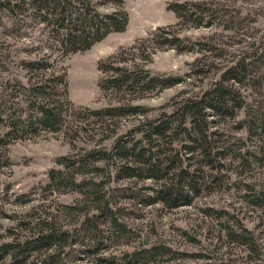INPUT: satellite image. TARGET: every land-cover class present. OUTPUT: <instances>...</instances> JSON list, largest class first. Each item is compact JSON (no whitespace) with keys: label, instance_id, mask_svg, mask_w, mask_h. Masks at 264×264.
<instances>
[{"label":"trees","instance_id":"trees-1","mask_svg":"<svg viewBox=\"0 0 264 264\" xmlns=\"http://www.w3.org/2000/svg\"><path fill=\"white\" fill-rule=\"evenodd\" d=\"M124 5L125 0H33L37 19L54 31L55 41L64 56L86 51L110 33L124 32L129 23ZM216 5L215 0H173L166 9L174 13L176 23L157 26L145 36L137 37L131 45L120 46L115 53L98 61L97 86L102 92L114 95L116 103L100 108L84 107L85 121H91L106 132L110 125L116 128L122 118H138L127 130L110 131V135H103L83 152L55 158L57 167L47 171L43 189L50 193L80 192L94 202L93 210L80 209L81 213L69 225L48 215L29 219L19 225L23 226L22 233L0 242V264L153 262L170 250L152 245L106 253L105 241L118 242L130 235L119 219L121 208L114 207L112 193L135 196L143 205L160 203L168 209H176L190 205L200 195L201 180L209 177L212 182H221L227 174V158L242 164L248 162L250 153L241 150L244 143L236 138L240 145L233 148L232 141L224 138L220 124L236 119L239 112L245 110V117L237 121V128L246 126L248 137L259 132L264 134V117L256 115L258 109L247 107L240 92L241 85L255 80L251 74L254 61L249 55L227 56L225 48L198 47L199 40L182 36L177 30L188 27L231 29L238 13L232 10L230 15H222ZM166 49L177 53L211 52L215 77L193 94L180 90L159 112L151 114V107L135 101L146 94H158L186 83L185 77L152 72L147 67L157 51ZM20 68L35 77L25 81L22 78H15L13 82L7 80L0 88V141L4 143L30 130L59 133L64 124L63 106L75 109L68 98L64 69L53 70L45 57L21 60ZM46 72H50V76L45 77ZM193 74L196 73L188 72L186 76L190 78ZM20 96H24V100H20ZM110 180L126 185L111 188L108 187ZM145 180H152L153 184L132 187L137 181ZM256 200L264 203V193ZM63 207L76 209L73 204ZM222 212L220 214L225 213ZM105 221L109 229L104 228ZM229 228L227 233L231 239L246 246L248 252H255L254 238L244 225ZM244 264H264V260H249Z\"/></svg>","mask_w":264,"mask_h":264},{"label":"rangeland","instance_id":"rangeland-1","mask_svg":"<svg viewBox=\"0 0 264 264\" xmlns=\"http://www.w3.org/2000/svg\"><path fill=\"white\" fill-rule=\"evenodd\" d=\"M172 1L125 0L129 23L124 32L110 33L90 49L64 56L55 41L54 31L37 19L33 0H0V88L7 80L13 82L15 78H22L25 81L28 77H35V74L27 75L21 70V60L45 57L53 70H65L68 98L75 107L72 110L63 106L64 124L59 133L42 129L33 133L30 130L20 133L18 139L7 143L0 141V242L22 233L23 226L19 225L29 219L48 215L61 224L69 225L81 213L80 209L93 210L94 202L80 192L45 191L43 185L47 171L57 167V156L83 152L84 148L94 146L103 135H110V131L127 130L138 118H122L116 128L110 125L103 132L98 125L85 121L83 108H100L116 103L114 95L102 92L97 86L98 61L115 53L120 46L131 45L137 37L145 36L157 26L176 23L174 13L166 9ZM215 1L222 15H230L234 12L232 10L238 13L231 29L188 27L177 30L182 36L199 40L201 44L198 47L203 49L212 46L227 49L230 57L251 56L255 66L251 74L255 80L241 85L240 92L247 107L258 109L256 115L264 117V0ZM213 60L211 52L157 51L147 67L152 72L185 77L186 83L158 94H146L135 103L151 107L150 113L154 114L180 90L185 89L190 94L199 91L215 77L211 66ZM188 72L196 74L188 78ZM49 73L46 72L45 77L50 76ZM20 100H24V96ZM244 111H240L236 119L220 124V129L224 138L232 141L233 148L240 145L235 139H241L244 143L241 150L250 153L248 162L242 164L227 158V174L223 180L212 182L209 177L201 180L203 188L200 195L190 205L176 209H168L160 203L143 205L135 196L127 197L114 191L113 205L121 208L119 219L129 229L130 235L118 242L105 241L106 253L161 245L170 251L148 264H204L208 261L244 264L249 260H264V203L256 200L264 193V134L259 132L248 137L246 126L237 128V121L245 117ZM108 184L111 188L126 185L125 182L113 181ZM152 184V180L137 181L132 187ZM65 204L76 205V209H65ZM222 211L225 213L220 214ZM238 225H244L252 234L255 252H248L246 246L228 235L229 226L237 229ZM103 226L109 229L108 222L105 221Z\"/></svg>","mask_w":264,"mask_h":264}]
</instances>
